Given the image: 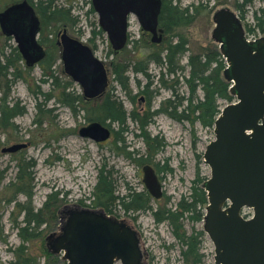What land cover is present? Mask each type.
Listing matches in <instances>:
<instances>
[{
	"label": "rangeland",
	"instance_id": "374dc122",
	"mask_svg": "<svg viewBox=\"0 0 264 264\" xmlns=\"http://www.w3.org/2000/svg\"><path fill=\"white\" fill-rule=\"evenodd\" d=\"M16 1L23 0H0V13ZM52 1L54 7H73L71 15L78 18L79 25L74 29L67 28V33L94 49L95 55L110 72L108 92L122 101L125 111L133 113L137 122L129 118L123 131L115 124L110 125L113 134L101 143L83 138L79 131L87 127L90 120L106 123L102 121L99 101L76 103L74 99L78 95L81 97V89L63 73L59 63L56 74L52 76L53 71H48V77L39 64L26 67L24 62H13L17 66L19 78L10 85L9 80H13V75L7 77L10 85L8 100L11 105H17L19 111L9 121H3L0 116V264H66L62 254L53 252V238L60 234L71 213L81 210L104 212L102 208L96 207L97 204H93L92 198L101 168L111 172L117 194L123 195L128 187L136 192L146 191L143 168L152 167L159 178L162 192L159 199L152 198L150 202L154 210L157 207L174 208L181 200L189 203L193 181L210 178L204 152L215 138L213 127H204L196 120L178 121L164 109L157 112L162 102L173 98L172 94L177 97L175 100L180 99L179 102L190 99V89L184 81V76L188 75L187 68L182 74L164 76L167 87L159 88L157 77L160 68L148 66L153 98L149 101L148 95H138L131 103L115 82L117 76L122 74L121 71L116 73V70L119 67L130 68L129 71L123 69V75L129 79L130 93L134 96L138 91V81L143 86L146 79L134 73L132 66L141 60V56L153 52L148 50L153 45L151 35H140L138 25L133 20V34L127 47L117 55H112L106 35L98 34V18L89 11L90 0ZM198 3L208 5V9L214 5L213 1L207 4V0H180L179 5L185 8ZM234 4L235 1L231 0L225 5H214L211 13L197 15L191 25L178 28L172 34L165 35L161 31L160 44L182 35L188 40L191 51L208 44L217 45L220 51V44L212 39L215 27L212 17L215 11L225 7L236 14L245 32L254 29L255 39L264 38V33L260 32L255 21V15L259 16L260 11L264 10V0H252L251 5L240 10ZM63 29L50 21L43 29V46L53 58L57 57V35ZM92 30L95 36L91 34ZM16 46L12 37L4 34L0 27V62L5 61L1 58L2 50L10 56V50ZM187 59L188 54L181 64L185 66ZM16 69L12 68L10 72ZM70 85L73 89H68ZM0 86L8 92L1 79ZM68 92L70 95H67ZM198 94L201 97L200 90ZM2 96L0 87V98ZM221 104L223 108L226 102L221 101ZM182 108L177 109L178 114ZM143 123L146 124L144 127ZM18 144H25L26 148L13 153L3 151ZM133 152L138 155H133ZM50 194L55 196L43 211L46 223L33 234L30 233L31 228L21 232L26 226L24 219L27 212L43 207ZM109 216L123 220L137 232L143 264H215L214 245L204 232L203 220L195 221L196 213H183L176 219L181 228L178 233L185 238V242H191V238H194L193 248L189 252L184 241L175 237V228L167 222L157 223L152 211L124 213L118 207ZM20 234H23L22 237Z\"/></svg>",
	"mask_w": 264,
	"mask_h": 264
},
{
	"label": "water",
	"instance_id": "95a60500",
	"mask_svg": "<svg viewBox=\"0 0 264 264\" xmlns=\"http://www.w3.org/2000/svg\"><path fill=\"white\" fill-rule=\"evenodd\" d=\"M154 1L93 0V3L97 10L105 12L99 13L101 25L123 23L127 14L134 12L144 29L153 34L152 42L159 43L162 37L156 27L161 2L157 0V5ZM28 19L33 23L29 30L25 27ZM212 19L215 23L212 39L220 44L221 54L227 60L224 75L232 83L230 92L236 102L221 109L214 122L215 138L204 152L210 178L203 184L208 202L203 229L214 245L215 264H264V38L248 42L238 17L228 8L215 11ZM0 25L4 34L15 37L27 64L33 65L37 59L32 51L39 54L42 50L35 40L38 24L29 6L21 3L6 9L0 13ZM61 41L67 72L75 75L77 66L71 59L83 55L85 67L98 75L85 80L75 78L90 83L86 90L89 88L91 97L100 93L105 85L101 64L92 58L88 47L68 37L66 32ZM112 41L114 49L125 44L124 37ZM79 70L87 72L81 67ZM79 134L100 143L109 139L111 132L94 122ZM25 146L15 145L3 151L13 153ZM143 172L147 191L159 199L161 186L153 168L145 166ZM244 208L253 211L251 219L242 217ZM51 247L54 253L62 254L66 264H143L137 232L123 220L102 211L71 213Z\"/></svg>",
	"mask_w": 264,
	"mask_h": 264
},
{
	"label": "trees",
	"instance_id": "16d2710c",
	"mask_svg": "<svg viewBox=\"0 0 264 264\" xmlns=\"http://www.w3.org/2000/svg\"><path fill=\"white\" fill-rule=\"evenodd\" d=\"M161 1L162 7L160 11L159 24L163 33L165 35H169L178 28L191 25L195 21L197 15H200L201 13H211L214 9V5H225L231 0H207V4H209L210 1H213L214 3L213 7L209 9L208 5H203L202 3H198L197 5L191 4L185 8H181L179 5L180 0ZM234 1V7L238 10L252 4V0ZM239 1H242V3ZM52 2V0H38L37 7L39 8V12L43 14L42 22L44 24L49 23L50 21V23H54L57 28H59L65 22L71 21L70 10L62 7L61 9L56 6L54 7ZM255 21L257 28L260 32L264 33V10L260 11L259 16L255 15ZM249 32L255 33V30L249 29ZM148 50H152L153 52L147 56H141V60L132 66V70L134 73L141 74L145 77L146 83L144 84L142 93L149 96V101L153 98V91L150 89L152 80L151 76L147 73L148 66L151 63H155V65L160 68L157 77V85H159V88L163 86L167 87V81L164 79V76H174L176 74L184 73L186 68L188 70V75L184 76V81L190 89V99H182L181 102H179L180 99L175 100L177 97L172 94L173 98H169L162 102L161 108H159L157 112H161L164 109L168 115L178 121L191 120V122H194L196 120L204 127H213L221 110V101L226 103L234 101V97L229 91V84L224 75L226 64L218 46L208 44L204 47L201 46L198 49L191 51L188 40L182 35H179L174 39L164 42V44H153ZM10 53V56L12 55L11 57L13 58L2 50L1 58L5 59V61L0 62V79L2 80V83H5L6 89L8 90V92H6V90L3 89L4 87L0 86L3 90V96L0 98V116L3 121L5 119L9 121L13 116H16L19 111L17 105H11L8 99L10 97V85H12V83L19 78L16 69L17 66L13 62L15 60L19 62L21 58L16 48H13L12 52L10 50ZM186 54H188V59L187 64L184 66L181 62L182 59L186 57ZM47 66L50 67L49 64ZM126 67L127 68L125 69H128L129 71L130 68L128 66ZM12 68H15L16 71L10 72ZM123 69V67H119V69L116 70V73H119V71L122 73L117 81L121 85L122 91L130 92L129 79L123 75ZM9 75H13V80H9L10 85L6 80ZM48 75L45 74V76ZM3 78L6 81L3 80ZM137 84L139 87L141 86L140 81H138ZM199 90L202 93L201 97L198 94ZM183 101L186 103L185 107V103L183 104ZM181 106H183L182 111L178 114L177 109ZM100 107L103 113L102 121L109 120L110 125L115 124L122 131L124 130V126L129 118L134 122H137L134 114L127 113L121 100L114 95L107 97L103 105ZM9 124L11 125L10 122ZM145 125L146 124L143 123L142 127ZM116 141L118 142V139H116ZM135 154L138 155L137 152H133V155ZM141 164L143 165L144 162H141ZM204 182L205 181L199 179L193 181L189 203L181 200L174 208L165 207L164 209H161L160 207H157L154 210L150 205L152 197L149 195L147 190L136 192L134 189L128 187L125 194L119 195V193L117 194L116 182L114 181L111 172L101 168L97 177V183L94 187L95 192L92 197L94 199L93 204H97L96 207L102 208L107 215L113 214L118 207H120L124 213L136 212L139 214L152 211L157 223L167 222L175 228V237L184 241V243L188 246L187 252H189L193 248L194 238H191V242H185V238L180 236L178 233L181 228L176 222L178 217H180L183 213H191V215L196 213L195 221L203 220L204 208H206L208 203L206 191L203 187ZM54 196L55 195L50 194L44 202L43 207L35 210L32 209L27 212L24 219L26 226L20 230L21 232H26L29 228H31L30 233L33 234L34 231L38 230L46 223V220L43 219V211L47 208V205L51 202ZM28 198L31 199V195H29ZM199 208L203 210L200 211ZM20 235L22 237L23 234Z\"/></svg>",
	"mask_w": 264,
	"mask_h": 264
},
{
	"label": "flooded vegetation",
	"instance_id": "af4514ba",
	"mask_svg": "<svg viewBox=\"0 0 264 264\" xmlns=\"http://www.w3.org/2000/svg\"><path fill=\"white\" fill-rule=\"evenodd\" d=\"M33 1L34 0H23V1H16V2H11L10 4H9V6H8V8H10V7H12V6H16V5H19V4H21V3H26L28 6H29V9L31 10V13H32V15L34 16V18L37 20V24H38V31H37V34H36V37H35V40H36V43H37V45L41 48V53H39V54H37L36 52H34V51H32V53H33V56H34V58H36L37 60H35V62L33 63V65H29V64H27V61H26V59L23 57V55H22V53L20 52V50H19V47H18V43L16 42V40H15V37L14 36H11L10 35V37H12V39L15 41V43H16V49L18 50V52H19V55H20V61L21 62H24V64L26 65V67H33V66H36V65H40L41 66V70L42 71H44V72H48L49 71V73H50V71H53V73H52V76L53 75H55L56 74V70H57V64L59 63L61 66H62V68H63V73L74 83V84H76V85H78L79 87H80V89H81V97H79V95L76 97V99H74V101H76V103H78V104H85V102H90V101H99V109L101 110V105H103V103H104V101L106 100V98L107 97H109V96H111V95H114L113 93H110V91L108 92V90H109V88H110V85H111V80H110V75H109V73L110 72H108V69L106 68V66H105V63L101 60V59H99L96 55H95V51H94V49L90 46V45H88V44H83L80 40H78V39H75L74 37H72L71 35H69L68 33H67V28H71V29H74V28H77L78 27V25H79V21H78V18L77 17H74L73 15H71L72 14V11H73V7H66L67 9H69L70 10V20L71 21H69V22H65L64 24H62V26L61 27H63L64 29H63V31L62 32H60L57 36V41H56V48H57V57L55 58H53L52 56H51V54H49L47 51H46V49L44 48V44H43V40H41V37H42V32H43V29H44V27H45V24L42 22V15L43 14H41V12H39V8L37 7L38 6V0H37V2H34L33 3ZM160 2H161V6H160V11H161V7H162V1L161 0H159ZM155 3H157V5H158V1L157 0H155L154 1ZM57 7V6H56ZM7 8V9H8ZM61 8V7H60ZM225 8H227V7H225ZM221 9V8H220ZM229 9V8H228ZM6 10V9H5ZM4 11V10H3ZM90 12H92V13H94L96 16H97V18H98V26H99V30H98V34H102V33H104L105 35H106V37H107V39H108V41H109V44H110V47H111V54L113 55H117L118 53H120L121 51H123L126 47H127V45H128V40H129V38H130V36H132V34H133V30H132V27H131V24H132V22H133V20H135V22L137 23V25H138V30H139V33H140V35H143L144 36V34H146V35H151V40H152V38H153V34L150 32V31H148V30H146V29H144V27H143V24H142V22H141V20H140V18H139V16L136 14V13H132V12H129L128 14H127V16L125 17V19H124V22L122 23H108V24H104V25H101V22H100V14L99 13H101V12H103V13H105L104 11H99V10H97L96 9V7L94 6V3H93V0H90V10H89ZM160 11H159V13H160ZM28 15H30L29 13H28ZM159 17H160V14L158 15V17H157V27H156V32H157V34H158V36H160L161 35V31H162V29H161V27H160V24H159ZM30 19H31V17H30ZM29 20V19H28ZM30 21V20H29ZM32 22L30 21V22H27V23H25V27H27V29L29 30V28H30V26H32ZM121 24H122V26H121ZM241 25H242V23H241ZM0 27H1V25H0ZM242 29H243V32H244V34H245V36H252V37H254L255 38V34L254 33H250L249 32V30L247 31V32H245V29H244V27H243V25H242ZM2 30V29H1ZM15 32V31H14ZM64 32H66V34H67V36L68 37H70V38H72V39H74V40H76V41H78V42H80V43H82L83 45H85L86 47H88V49H89V51H90V53H91V55H92V58L94 59V60H96L98 63H100L101 64V67H102V70H103V72L105 73V85L102 87V89L99 91L100 93H98L97 95H95V96H92L91 97V93H90V90H89V88H88V91L86 90V87L87 86H89V84L90 83H85V82H83V81H79V80H76V78L75 77H77V78H81L82 80H85V78H90V77H92L93 76V78L94 77H96L98 74L96 73V71H94V70H89L87 67H85V65L84 64H86L85 63V59L83 58V55H81L80 56V54H77V56H73L72 57V59H71V61H72V63H76V72L74 73L75 75L73 76V75H71V74H69L67 71V65L65 64V60H64V58H63V51H64V48H63V46H62V41H61V36L63 35V33ZM163 32V31H162ZM91 34L93 35V36H95V31L94 30H92V32H91ZM142 36V37H143ZM122 37H124V39H125V44H124V46L121 48V49H114V45H113V39H116V38H122ZM161 37H162V35H161ZM140 39V38H139ZM162 39V38H161ZM15 48V47H14ZM13 49V48H12ZM12 49H11V52H12ZM49 64V66L50 67H48L47 65ZM58 64V65H59ZM88 64V63H87ZM89 65V64H88ZM150 65H155V63H151ZM149 65V66H150ZM90 66V65H89ZM45 67H46V69H45ZM79 67H81L83 70H85V71H87L86 73H83V72H80V70H79ZM91 67V66H90ZM86 68V69H85ZM48 70V71H47ZM48 73V74H49ZM141 75V74H140ZM48 77H50L49 75H48ZM120 77V75H118L117 76V78L115 79V82L118 84V86L120 87V89H121V85L119 84V82L117 81L118 80V78ZM72 83V84H73ZM146 83V82H145ZM152 86V85H151ZM143 87H144V85L143 86H138V84H137V88H138V91H137V93L134 95V96H131V93L130 92H126V91H123V93H125L126 95H127V97H128V99H129V101L131 102V103H133V101H134V98L135 97H137L138 95H146V94H144V93H142V91H143ZM70 88H72L73 89V87H72V85H70V87L68 88V89H70ZM150 89H151V87H150ZM122 90V89H121ZM64 92L66 91V90H63ZM74 91V90H73ZM86 91H87V93H86ZM63 92V93H64ZM70 92H68V94L67 95H70L69 94ZM88 93H90V94H88ZM66 96V95H65ZM114 96H116V95H114ZM117 97V96H116ZM120 100V99H119ZM122 102V101H121ZM123 104V103H122ZM149 104V103H148ZM103 119V118H102ZM91 121H93V120H90V123H89V125L90 124H92V123H94V122H91ZM109 120H106V123H100V122H97V123H100V124H102V125H106L105 127H108L109 129H110V132H111V134H110V138H111V136H112V134H113V132H112V130H111V126H110V124H109ZM80 132V131H79ZM109 138V139H110ZM101 143V142H100ZM18 145H21V144H18ZM26 148V146L24 147V148H22V149H20V150H18V151H21V150H23V149H25ZM154 170V169H153ZM155 172V171H154ZM156 174V173H155ZM157 176V175H156ZM158 177V176H157ZM158 181H159V178H158ZM144 183V182H143ZM159 183H160V181H159ZM146 188V187H145ZM147 190V189H146ZM149 193V192H148ZM149 195L151 196V194L149 193ZM152 197V196H151ZM153 198V197H152Z\"/></svg>",
	"mask_w": 264,
	"mask_h": 264
},
{
	"label": "built area",
	"instance_id": "2783aa9c",
	"mask_svg": "<svg viewBox=\"0 0 264 264\" xmlns=\"http://www.w3.org/2000/svg\"><path fill=\"white\" fill-rule=\"evenodd\" d=\"M249 39L253 40L254 38L253 37H250ZM244 216L250 217L249 216V213H246V212H244Z\"/></svg>",
	"mask_w": 264,
	"mask_h": 264
},
{
	"label": "bare ground",
	"instance_id": "6f19581e",
	"mask_svg": "<svg viewBox=\"0 0 264 264\" xmlns=\"http://www.w3.org/2000/svg\"><path fill=\"white\" fill-rule=\"evenodd\" d=\"M160 14V13H159Z\"/></svg>",
	"mask_w": 264,
	"mask_h": 264
}]
</instances>
